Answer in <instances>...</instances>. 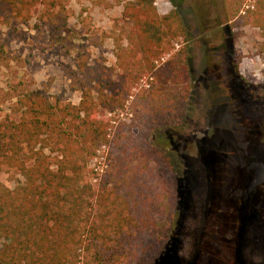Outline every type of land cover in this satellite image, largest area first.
<instances>
[{
    "label": "trees",
    "instance_id": "1",
    "mask_svg": "<svg viewBox=\"0 0 264 264\" xmlns=\"http://www.w3.org/2000/svg\"><path fill=\"white\" fill-rule=\"evenodd\" d=\"M242 1L223 0L228 22ZM60 7L61 0H0V27L26 23L35 9L48 26ZM122 18L129 29L125 47L115 41L114 68L79 65L71 81L78 105L41 88L18 97L17 120L0 118V173L23 179L0 187V264H155L168 250L178 176L150 138L187 125L186 28L177 10L160 16L153 0L128 2ZM251 18L264 28V0ZM130 99L125 124L114 113Z\"/></svg>",
    "mask_w": 264,
    "mask_h": 264
},
{
    "label": "rangeland",
    "instance_id": "2",
    "mask_svg": "<svg viewBox=\"0 0 264 264\" xmlns=\"http://www.w3.org/2000/svg\"><path fill=\"white\" fill-rule=\"evenodd\" d=\"M131 1L61 0L48 26L40 9L26 23L1 26L0 118L17 120L18 97L41 88L78 105L71 81L79 65L114 68ZM153 1L160 16L177 10L182 19L191 81L187 125L150 138L178 176L175 233L155 264H264V28L251 18L258 0H243L230 22L223 0ZM130 101L114 113L125 124ZM22 181L15 171L0 173L3 189Z\"/></svg>",
    "mask_w": 264,
    "mask_h": 264
}]
</instances>
